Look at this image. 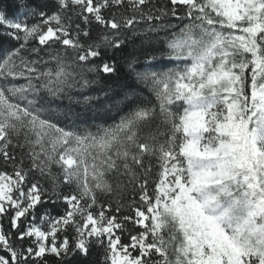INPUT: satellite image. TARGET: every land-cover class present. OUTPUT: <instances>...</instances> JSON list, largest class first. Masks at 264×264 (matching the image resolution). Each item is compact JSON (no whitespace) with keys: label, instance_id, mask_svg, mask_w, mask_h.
<instances>
[{"label":"snow or ice","instance_id":"6c2138e0","mask_svg":"<svg viewBox=\"0 0 264 264\" xmlns=\"http://www.w3.org/2000/svg\"><path fill=\"white\" fill-rule=\"evenodd\" d=\"M50 262L264 264V0L0 9V264Z\"/></svg>","mask_w":264,"mask_h":264},{"label":"trees","instance_id":"16d2710c","mask_svg":"<svg viewBox=\"0 0 264 264\" xmlns=\"http://www.w3.org/2000/svg\"><path fill=\"white\" fill-rule=\"evenodd\" d=\"M10 3H12V0H0V9L7 7ZM124 69L121 68V74H123ZM115 79V78H113ZM111 83V81H108ZM51 264V262H50Z\"/></svg>","mask_w":264,"mask_h":264}]
</instances>
